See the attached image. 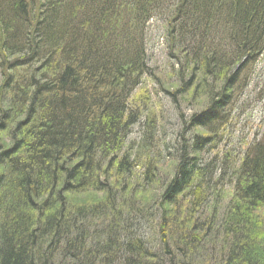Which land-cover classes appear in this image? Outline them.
Returning <instances> with one entry per match:
<instances>
[{
    "label": "trees",
    "instance_id": "16d2710c",
    "mask_svg": "<svg viewBox=\"0 0 264 264\" xmlns=\"http://www.w3.org/2000/svg\"><path fill=\"white\" fill-rule=\"evenodd\" d=\"M262 54L264 0H0V264H264V132L217 149Z\"/></svg>",
    "mask_w": 264,
    "mask_h": 264
},
{
    "label": "rangeland",
    "instance_id": "374dc122",
    "mask_svg": "<svg viewBox=\"0 0 264 264\" xmlns=\"http://www.w3.org/2000/svg\"><path fill=\"white\" fill-rule=\"evenodd\" d=\"M145 42L148 64L154 77L144 78L146 86H141L138 91L134 92V96L139 91L145 92L149 97V106H152L153 113L160 120V126L163 127L167 135L172 137V141L176 142L175 136L180 131L176 111L169 98L161 92L163 85L166 86L173 82L170 80V75L173 72L171 66L174 62L169 57L165 25L155 20L149 21ZM240 91L242 94L225 127L224 138L217 146L221 152L229 150L237 154L246 144L259 139L264 132V54L257 59L253 66L245 70L240 83ZM183 103L182 111L186 114L199 109L196 104L189 106L185 102ZM139 132L140 127L137 125L133 128L129 139L137 140ZM230 148L234 150H230ZM166 171H168L167 162H163L159 173L161 180L167 175L164 174ZM262 213L264 214V209H262Z\"/></svg>",
    "mask_w": 264,
    "mask_h": 264
}]
</instances>
